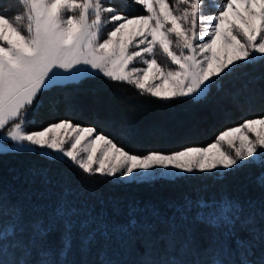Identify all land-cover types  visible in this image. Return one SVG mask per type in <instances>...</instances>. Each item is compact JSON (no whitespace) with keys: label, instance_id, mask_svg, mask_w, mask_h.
Instances as JSON below:
<instances>
[{"label":"snow or ice","instance_id":"6c2138e0","mask_svg":"<svg viewBox=\"0 0 264 264\" xmlns=\"http://www.w3.org/2000/svg\"><path fill=\"white\" fill-rule=\"evenodd\" d=\"M133 3L142 5L147 14L117 12L111 0H0V5H8L0 7V130L7 127L6 134L0 131V149H6L4 145L11 141L15 152L71 162L89 177L98 174L117 182L147 181L161 174L209 173L223 178L255 164L261 168L257 186L264 190V116L227 128L206 147L187 146L169 154H134L95 127L70 119L27 130L35 124V119L29 118L43 106V94L65 81L102 75L160 100H198L238 67L258 59L264 62V0H224L215 14L208 15L201 14L203 0ZM16 6L22 7V12L10 15ZM198 23L203 25L202 31L197 30ZM157 50L175 67L160 64L155 58ZM137 62L145 67L134 66ZM223 144L226 150H222ZM29 175L50 182L44 169H30ZM247 203L254 206L251 200ZM137 207L130 209L127 225L119 226L129 242L132 230L139 225ZM243 209L238 200L226 196L184 201L182 219L214 230L205 247V251L212 250L206 264H228L216 257V249L235 253L231 264H264V198L259 225L256 214L244 216ZM76 215L61 202L51 216L38 215L26 228L23 210L15 208L10 223L0 222V264H72L60 258L72 252L77 223L72 217ZM78 223L85 232L81 241L84 250H91L98 235H109L108 225L91 214ZM57 231L59 248L54 250L49 237ZM143 231L150 236L154 227L144 225ZM238 232L247 236L242 238ZM183 246L197 247L191 231ZM6 253L12 259L5 260Z\"/></svg>","mask_w":264,"mask_h":264},{"label":"trees","instance_id":"16d2710c","mask_svg":"<svg viewBox=\"0 0 264 264\" xmlns=\"http://www.w3.org/2000/svg\"><path fill=\"white\" fill-rule=\"evenodd\" d=\"M111 3L117 12L129 16L146 14L142 5L134 4L133 0H111ZM20 11L21 7L16 6L9 14ZM42 100L39 112L29 118H34L35 124L27 127L28 131L70 119L84 127H95L97 132L134 154L150 151L169 154L187 146L206 147L227 128L238 126L245 119L264 116V62L258 59L256 63L238 67L223 77L219 87L213 85L198 100H160L141 94L133 85L109 81L103 76L53 85ZM30 169L46 170L50 182L43 183L39 177L29 175ZM260 171L258 165L250 164L223 178L196 173L173 179L117 182L98 174L89 177L70 162L53 161L38 153L0 152V192L3 193L0 222L10 223L14 209L19 208L23 210L27 228L36 216H51L63 202L77 212L72 217L77 223L73 229L72 252L60 259L72 264H206L212 250L205 251V247L214 230L182 219L181 206L186 199L231 197L244 205V216L256 214L259 225L258 213L264 198V190L256 183ZM250 200L254 202L252 207L247 203ZM133 205L138 206L139 225L132 230L129 242V236L119 226L127 225ZM90 214L108 225L109 235L107 238L98 235L87 251L82 249L85 232L80 230L78 222ZM147 224L154 227L150 236L143 231ZM189 231L197 247L183 246ZM238 235L244 238L247 233L238 232ZM59 241L60 231L49 237L54 250L59 248ZM215 255L228 264L236 259V254H229L227 249L223 252L216 249ZM4 259H12L11 254L6 253Z\"/></svg>","mask_w":264,"mask_h":264},{"label":"rangeland","instance_id":"374dc122","mask_svg":"<svg viewBox=\"0 0 264 264\" xmlns=\"http://www.w3.org/2000/svg\"><path fill=\"white\" fill-rule=\"evenodd\" d=\"M174 1V0H173ZM224 0H203V3H202V8H201V14L202 15H208V14H215L216 11H217V8L219 6H222ZM22 12V7H21V11ZM147 14V13H146ZM145 14V15H146ZM108 14H105V16H107ZM112 27V25H107L106 28H105V35H106V31L107 30H110ZM197 30L198 31H202L203 30V25L198 23L197 25ZM207 39V38H205ZM155 58L157 59V61L162 64V65H169V66H172L170 64V61L167 59V57L160 51V50H157L156 51V56ZM134 66L136 67H145V65H142L140 64L139 62H137ZM172 67H175V66H172ZM102 76V75H101ZM87 77V76H85ZM83 78V77H82ZM80 78V79H82ZM79 79V80H80ZM215 79V78H214ZM79 80H69V81H65L63 83H60V84H66V83H75V82H78ZM57 85V84H55ZM0 131H3L4 134H6V131H7V127L4 129V130H0ZM99 143L100 142H97V147H99ZM4 147L6 149H0V152H7V151H14V149H12V142L9 141L7 144L4 145ZM227 149V145L226 144H223L222 145V150H226ZM71 163V162H70ZM161 171H164V170H161ZM184 175H189V174H184ZM175 177H180V176H175ZM175 177H172L170 176L169 174H161V175H157V176H154L151 178V180H147V181H152V180H155V179H160V178H167V179H173ZM111 178V177H110ZM132 182H146L145 180H143L142 178H137L135 181H132Z\"/></svg>","mask_w":264,"mask_h":264}]
</instances>
